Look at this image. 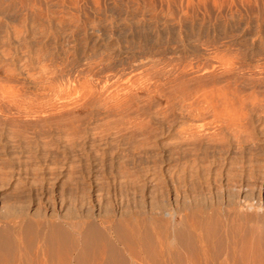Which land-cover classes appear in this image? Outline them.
<instances>
[{
    "label": "rangeland",
    "instance_id": "374dc122",
    "mask_svg": "<svg viewBox=\"0 0 264 264\" xmlns=\"http://www.w3.org/2000/svg\"><path fill=\"white\" fill-rule=\"evenodd\" d=\"M263 64L264 0H0V264H264Z\"/></svg>",
    "mask_w": 264,
    "mask_h": 264
},
{
    "label": "bare ground",
    "instance_id": "6f19581e",
    "mask_svg": "<svg viewBox=\"0 0 264 264\" xmlns=\"http://www.w3.org/2000/svg\"><path fill=\"white\" fill-rule=\"evenodd\" d=\"M126 35V34H125ZM144 36V35H143ZM152 41V40H151ZM153 42V41H152ZM137 48V47H136ZM142 57V56H141ZM264 65V64H263ZM232 67V65L230 64L229 65V67H227L225 70H224V72L225 73H228V71H231V73L230 74H233L232 73V70H229L230 68ZM233 68V67H232ZM111 72V71H110ZM258 72V71H257ZM114 74V73H113ZM224 74V73H223ZM226 76V75H225ZM232 76V75H231ZM233 77V76H232ZM253 78V77H252ZM230 78H226L225 80L227 81V87L226 88H231L230 87V85H232L231 84V82L233 83V81L230 79ZM182 80V79H181ZM52 83V82H51ZM264 87V86H263ZM157 90H158V88H157ZM124 92V91H123ZM130 92V91H129ZM129 92H128V94H129ZM132 92V91H131ZM125 93L126 92H124V94H118V95H120V97L122 96V97H126L127 98V96L125 95ZM133 93V92H132ZM197 93V92H196ZM187 97H189V99H193V101L191 102V106H193V105H195V106H198L199 104H201V99H200V96L199 97H197V95H193V96H191V94L192 93H188L187 92ZM231 94V93H230ZM124 95V96H123ZM131 95V94H130ZM130 95H129V97H130ZM113 96V95H112ZM228 96H229V93H227V97H222V100H227V98H228ZM120 97H119V99H120ZM118 98V97H117ZM133 98V97H132ZM262 98V97H261ZM263 98H264V96H263ZM122 99V98H121ZM133 100V99H132ZM203 100H208V97L207 96H205V97H203ZM210 100V99H209ZM241 100H243V98H240V100H239V102L241 101ZM121 101V100H120ZM119 101V102H120ZM127 101V100H126ZM262 101L264 102V100H260V102L262 103ZM118 102V100H116V102H115V105L117 106L118 104H116ZM122 102H124L123 100H122ZM122 102H120L119 104H121L122 105ZM125 103V102H124ZM123 103V104H124ZM129 103H131L130 101H129ZM129 103H126V105L128 104V106H129ZM112 106V105H111ZM116 106H115V108H116ZM125 106V105H124ZM127 106V107H128ZM200 106V105H199ZM113 107V106H112ZM117 107H122V106H117ZM126 107V106H125ZM131 108V107H130ZM129 108V109H130ZM198 108V107H197ZM196 108V109H197ZM201 108V107H200ZM199 108V109H200ZM119 109V108H118ZM118 109H115L116 111L118 110ZM122 109H124V108H122ZM119 111V110H118ZM112 114V113H111ZM206 203V202H205ZM204 203V204H205ZM202 204V203H201ZM203 206V205H202ZM246 206V205H245ZM241 207H242V205H241ZM241 207H239V208H241ZM244 207V206H243ZM247 208H250V209H256V211L257 212H259V210H260V206H258V207H254L253 205H247ZM247 208H246V210H247ZM262 208V207H261ZM249 209V210H250ZM200 210V209H199ZM92 221V220H91ZM90 221V222H91ZM108 221L109 220H105L104 222H107L108 223ZM111 221V220H110ZM109 221V222H110ZM183 221V223H184V225L185 226H188L189 225V227L191 226V228H192V230H193V234H194V237H195V239L196 240H200L201 242H205V244L204 245H202V250L205 252V253H207L208 251H210V249H211V244L209 243V241H208V236L209 235H207L206 233H204V229H205V225L203 224L204 223V221H190V219H188L187 218V216H186V218L185 219H183L182 220ZM90 224V223H89ZM235 222L234 221H232V222H230L228 225H226L225 227H224V232H222L221 233V237L223 238V240H224V242H226L227 244L225 245V254L228 256V255H234L235 254V251H236V247H237V245L235 244V240H234V237H236L237 236V234H238V228H236V226H235ZM203 225H204V228H203ZM54 226V225H53ZM93 226H95L94 224H93ZM98 226V225H97ZM110 226H111V224H110ZM59 228V227H58ZM64 228V227H63ZM99 229H100V226H99ZM103 229V228H102ZM81 230V229H80ZM96 230V229H95ZM111 230V229H110ZM97 231V230H96ZM105 231V230H104ZM132 231V230H131ZM208 231V230H207ZM78 232V231H77ZM76 232V233H77ZM80 232V231H79ZM78 232V233H79ZM209 232V231H208ZM101 233H102V230H101ZM100 233V235H102ZM109 233H110V231H109ZM133 233H134V231H133ZM105 234V233H104ZM102 235V236H105V235ZM116 234V233H115ZM118 234V233H117ZM116 234V235H117ZM132 234V233H131ZM136 235V234H135ZM107 236V235H106ZM105 236V237H106ZM110 236V235H109ZM132 236V239H130V240H133V234L131 235ZM120 237H121V235H120ZM130 237V236H129ZM119 238V237H118ZM221 238V239H222ZM105 240L104 241H106V243H107V240L106 239H108V238H104ZM135 239V238H134ZM119 240H121V243L125 246V248H127V250L133 255V254H135V251H136V248H135V241L133 240V241H129V242H131V244H129L128 243V240H126V241H123L124 240V238L122 239V238H119ZM134 242V243H133ZM109 243H111V241H110V239H109ZM137 244V243H136ZM169 246V245H168ZM55 247V246H54ZM58 252V251H57ZM59 253V252H58ZM67 253H69V252H67ZM62 254V253H61ZM59 255V254H58ZM70 254H68V256H69ZM63 260H61L60 262L62 263V264H69V259L70 258H67V256H65L64 255V257L62 258ZM264 261V260H263ZM102 263H103V261H102ZM263 263V262H262ZM96 264V263H95ZM98 264H101V263H98ZM103 264H105V262L103 263ZM228 264V263H227ZM234 264V263H233Z\"/></svg>",
    "mask_w": 264,
    "mask_h": 264
}]
</instances>
